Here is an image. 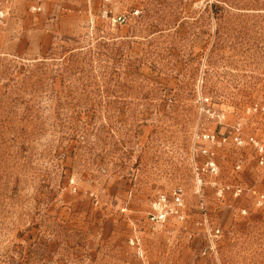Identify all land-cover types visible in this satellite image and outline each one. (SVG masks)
<instances>
[{
	"label": "rangeland",
	"instance_id": "rangeland-1",
	"mask_svg": "<svg viewBox=\"0 0 264 264\" xmlns=\"http://www.w3.org/2000/svg\"><path fill=\"white\" fill-rule=\"evenodd\" d=\"M8 6L0 264H264V205L214 185L264 193L253 147L233 141L264 132V0ZM203 148L218 173L198 183ZM176 187L186 218L152 224Z\"/></svg>",
	"mask_w": 264,
	"mask_h": 264
},
{
	"label": "built area",
	"instance_id": "built-area-1",
	"mask_svg": "<svg viewBox=\"0 0 264 264\" xmlns=\"http://www.w3.org/2000/svg\"><path fill=\"white\" fill-rule=\"evenodd\" d=\"M14 0H3L4 6L0 8V19L5 16V11L9 9V4H11ZM35 11H39L40 7H33ZM207 101V98L205 99ZM254 111H264V107L259 108L257 105H254L252 108ZM240 129H236V133L233 134V141L238 145L249 144L253 147L255 151V158L257 163V168L259 169V173L264 174V132H262L261 137L256 135H250L247 139H243L239 134ZM204 137L211 144L225 142L226 138L223 137L221 141L215 140V135L211 132H207ZM210 148H203L201 151L207 157V160L201 166H195V178L198 183L202 182V176L205 174L216 175L218 173V166L215 162L214 152L209 150ZM236 169H242V164L239 162L236 165ZM216 186V194L218 197L223 198L225 192H231L233 196H241L244 192L250 194V196L254 199L256 205L261 206L264 205V193L255 189L254 186L245 188L241 184H218L214 183ZM202 198V195H200ZM245 212V210H243ZM148 220L152 224H163L169 219H175L179 221H183L186 218L185 212V203H184V190L182 187H176L171 190L169 195L161 193L151 202V210L148 213ZM220 233L219 229H209L208 237L210 242H213V238L218 236Z\"/></svg>",
	"mask_w": 264,
	"mask_h": 264
},
{
	"label": "crops",
	"instance_id": "crops-1",
	"mask_svg": "<svg viewBox=\"0 0 264 264\" xmlns=\"http://www.w3.org/2000/svg\"><path fill=\"white\" fill-rule=\"evenodd\" d=\"M19 28H20L19 25H15V24H14V28H12V29H14V30L16 29V30H17V29H19ZM4 34L6 35V34H8V33L6 32V33H4Z\"/></svg>",
	"mask_w": 264,
	"mask_h": 264
}]
</instances>
